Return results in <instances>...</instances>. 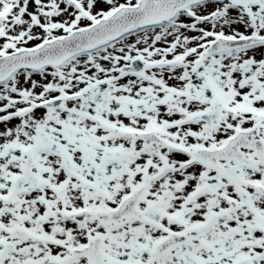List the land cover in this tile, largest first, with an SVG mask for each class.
Instances as JSON below:
<instances>
[{
  "label": "snow or ice",
  "instance_id": "6c2138e0",
  "mask_svg": "<svg viewBox=\"0 0 264 264\" xmlns=\"http://www.w3.org/2000/svg\"><path fill=\"white\" fill-rule=\"evenodd\" d=\"M0 264H264V0H0Z\"/></svg>",
  "mask_w": 264,
  "mask_h": 264
}]
</instances>
